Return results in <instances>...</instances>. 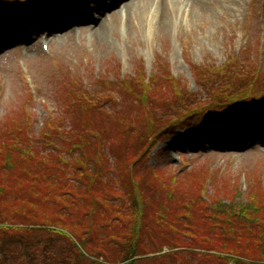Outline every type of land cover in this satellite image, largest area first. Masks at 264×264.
I'll list each match as a JSON object with an SVG mask.
<instances>
[{
    "label": "trees",
    "instance_id": "trees-1",
    "mask_svg": "<svg viewBox=\"0 0 264 264\" xmlns=\"http://www.w3.org/2000/svg\"><path fill=\"white\" fill-rule=\"evenodd\" d=\"M233 79L240 82L241 73ZM180 85L172 79L152 98L139 96L141 119L129 128L87 118L73 139L60 143L62 151L48 139L46 160L34 157L30 140L18 147L16 133L4 126L0 264H228L219 262L224 255L238 257L234 264L263 262L264 197L251 194L242 203L229 180L211 189L208 175L165 177L140 169V152L212 107L193 102L197 97ZM50 126L43 132L47 138ZM104 134L109 162L96 140ZM163 248L168 255H157Z\"/></svg>",
    "mask_w": 264,
    "mask_h": 264
},
{
    "label": "rangeland",
    "instance_id": "rangeland-1",
    "mask_svg": "<svg viewBox=\"0 0 264 264\" xmlns=\"http://www.w3.org/2000/svg\"><path fill=\"white\" fill-rule=\"evenodd\" d=\"M25 1L27 3L28 0ZM38 1L40 3L34 0L30 5L35 4L34 9H39L43 2L51 4ZM241 1L243 5L238 18L214 14V18L197 24L180 7L179 15L173 14V21L170 20L164 30L157 28L149 31L146 26L139 25L141 21L138 17L133 16L123 25L120 22L115 24L108 39L101 41L99 29L84 34L80 39L66 37L52 44L50 54L38 47L19 49L21 35L17 31L13 36L17 43L12 45L15 53L0 55L1 133H4V126L5 132L14 131L16 144L20 142L17 145L22 149L30 140L34 157L46 160L48 149H44L45 142L49 139L62 151L60 143H67L69 137L73 139V132H79L87 118L96 124L105 121L106 127L107 122H111L129 128V125H134L133 119H141L139 96L141 99L152 98L154 93L164 91L162 88L166 83L161 81V72L154 65H166L167 61L174 77L183 81L180 88L184 89V93L196 96L197 99L192 100L196 103L209 102L206 84H210V68L222 65L226 60L241 65L240 71H246L244 77L247 83L251 79L258 82L257 77L264 76V61L260 62L263 59L261 50L264 49V29H259L262 32L255 29L252 16L254 18L257 10L262 13L264 6L261 0ZM4 8L0 5V27L3 25L1 16L6 11ZM155 19L157 22H153L152 28L158 27L159 17ZM256 37L262 38L263 42L257 41ZM191 65L199 67V71L194 74ZM254 94L252 90L248 98ZM154 99L159 101V98ZM81 111H87V117L80 120L82 122L76 121ZM249 112L263 118L264 103L254 104ZM258 112L261 115H257ZM237 115H234L237 122L242 121V117ZM235 117L224 115L219 119L206 116L202 121L203 126L197 129L191 126L190 130H177L174 135L158 143L152 152L147 148L144 155L140 152L143 158L139 163L143 166L140 169L156 170L158 175L165 177L180 172H184L181 173L184 175H208L211 189H217L221 180H229L230 186L237 187L236 194H240L242 203H247L251 194L257 193L264 197V149L252 148L237 152V155H225L229 153L220 151L209 154L213 147L207 141L208 147L200 148L207 153L199 155L200 151L192 147L195 145V136L212 134L224 122L237 123ZM46 123H51L47 128L52 130L50 138L43 136ZM194 124L186 122V125ZM24 128L25 131L20 132ZM54 132H62L61 137L52 135ZM107 138L109 135L104 134L96 139L101 151L107 152ZM1 148L4 149L3 144ZM60 155L63 156V153ZM71 157L69 155L68 160ZM105 157L109 162L108 152ZM105 178L107 182L108 177ZM162 252L168 255L167 248H163L157 255ZM181 255L185 259L190 256L185 251H181ZM236 258L224 255L219 262L234 264ZM259 264H264V261Z\"/></svg>",
    "mask_w": 264,
    "mask_h": 264
},
{
    "label": "bare ground",
    "instance_id": "bare-ground-1",
    "mask_svg": "<svg viewBox=\"0 0 264 264\" xmlns=\"http://www.w3.org/2000/svg\"><path fill=\"white\" fill-rule=\"evenodd\" d=\"M182 1H186L190 4V17L194 22H197V24L206 21V19L214 18V12L225 13L227 11H234V4L237 2V0H141L127 8L124 14L138 16L141 21L139 22V25L141 27L146 26L149 31H154L157 28L164 30L163 28L167 23L169 24L173 14L176 16L179 15L180 8H178L179 10L176 12L175 9H177V6ZM77 11H79V13L82 11L84 12V10ZM157 17H159L157 23L158 27L152 28L153 22H157V19H155ZM172 21L173 19L171 22ZM113 22H118L116 17L111 19V24ZM111 24H105L99 29L98 35L100 36L101 41L110 37L108 35L113 28V25L111 26ZM193 25H195V23H193Z\"/></svg>",
    "mask_w": 264,
    "mask_h": 264
}]
</instances>
